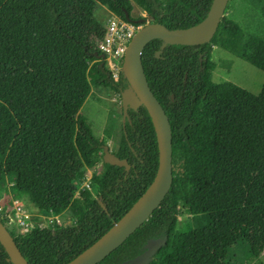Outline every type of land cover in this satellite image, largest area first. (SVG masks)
Here are the masks:
<instances>
[{
	"label": "trees",
	"instance_id": "trees-1",
	"mask_svg": "<svg viewBox=\"0 0 264 264\" xmlns=\"http://www.w3.org/2000/svg\"><path fill=\"white\" fill-rule=\"evenodd\" d=\"M248 1L261 19L251 34L224 16L207 44L168 45L158 58L162 41L145 45L144 75L171 128L172 184L148 220L98 264H122L141 254L148 240L162 238L165 245L149 264H226L248 233V216L264 209L263 203L246 210L264 161V84L255 96L215 83L210 60L217 47L264 72V0ZM211 2L0 0V195L12 178V198L38 215L66 213L72 220L25 235L7 228L28 264L70 262L128 211L157 170L155 133L143 106L127 110L111 152L128 171L103 163L105 141L93 135L85 116H72L92 89L119 97L128 90L121 71L113 81L98 50L105 29L93 15L95 5L112 7L138 26L145 18L130 17L136 7L150 23L174 30L202 21ZM114 128L110 119L108 133ZM99 163L101 171L91 176L96 199L78 186ZM0 264H11L1 245Z\"/></svg>",
	"mask_w": 264,
	"mask_h": 264
},
{
	"label": "water",
	"instance_id": "water-1",
	"mask_svg": "<svg viewBox=\"0 0 264 264\" xmlns=\"http://www.w3.org/2000/svg\"><path fill=\"white\" fill-rule=\"evenodd\" d=\"M229 1L212 0L206 17L198 24L186 29L169 30L158 23L144 24L129 41L121 67L123 77L128 83V90L120 96L122 123L125 121L128 109L135 110L140 106L145 108L151 120L157 143V170L152 182L128 211L118 221L114 222L96 242L67 264L100 263L148 220L168 193L173 179L171 171V128L163 108L147 84L141 63V54L145 45L153 39L162 41L160 50L155 54L156 58L168 45L200 46L209 43L224 17ZM102 161L105 164L123 167L126 171L129 170L127 162L114 156L107 146L103 148ZM165 242L166 238L148 240L141 254L122 264H149L155 253L165 245ZM0 245L11 264H28L1 221Z\"/></svg>",
	"mask_w": 264,
	"mask_h": 264
},
{
	"label": "rangeland",
	"instance_id": "rangeland-1",
	"mask_svg": "<svg viewBox=\"0 0 264 264\" xmlns=\"http://www.w3.org/2000/svg\"><path fill=\"white\" fill-rule=\"evenodd\" d=\"M113 14L115 13L112 7L102 8L95 5L93 10L94 17L100 24L104 25V27L107 21L113 17ZM224 16L233 21L247 34L255 32L258 23L261 21L259 14L251 7L248 0H230L224 12ZM130 17L133 19L145 18V24L150 23L146 18V14L140 12L136 7L133 8ZM140 24H143L142 21L139 22L138 25ZM140 27H142V25ZM132 28L135 31L138 29L135 27ZM210 60L215 65L212 71L213 82H229L255 96L260 93L264 84V72L217 47H212ZM78 115H83L87 118L91 125V131L97 139L105 141L106 146L111 152L115 150L118 141L117 135L119 133V126L122 123L121 99L118 94L105 89H92L91 95L81 109L72 112L73 117L76 118ZM110 119H114V133H108L107 130ZM101 169L102 165L100 163L93 169H88L85 173L86 180L83 182L87 183V180L90 181L93 173L99 172ZM12 185V178H6L4 189L0 195V212L3 214L4 219L2 220L6 224V228L13 230L16 235H19V229L9 222V216L15 200L20 201L23 208L31 217L33 225H38L42 222V228H49L52 226L63 227L71 223V217L66 213L52 219L54 222L49 220V218L46 220V216L38 215L28 207L24 200L12 198L10 194ZM87 185H89V183H87ZM90 187L91 191L89 192L96 197L97 188L92 183H90ZM78 189L80 191L82 186L79 185ZM263 203L264 161L257 172L256 179L247 196L246 210L252 212L249 209ZM261 211H257L255 215L248 216L249 221L245 223L248 233L240 240L238 245L230 250L226 264H257L264 262V209ZM244 216H246V213ZM185 218V216L180 217L179 221ZM10 220H13V217H10ZM242 223V221H239L236 227L239 228Z\"/></svg>",
	"mask_w": 264,
	"mask_h": 264
},
{
	"label": "built area",
	"instance_id": "built-area-1",
	"mask_svg": "<svg viewBox=\"0 0 264 264\" xmlns=\"http://www.w3.org/2000/svg\"><path fill=\"white\" fill-rule=\"evenodd\" d=\"M114 17V18H113ZM113 17H111L104 29V36L102 40L98 44V50L102 54V56L105 59V67L107 71L110 73L111 78L114 82H117L119 79V73L121 71L122 62H123V56L126 50V47L135 34V32L140 29L141 24L138 26H135L129 22L124 21L120 16L113 14ZM143 26V25H142ZM138 28L136 31L132 28ZM86 180V175L81 181L82 189H86L88 191H91L90 181L87 180V183L83 182ZM43 216V215H42ZM10 217H13V220H10ZM49 218V220L53 221L52 219H55L56 217L49 215L46 216V220ZM4 219L3 214L0 212V221ZM9 222L12 223L16 228L19 229V234L25 235L30 230L34 228H42V222L38 225H33L31 222V217L28 215L27 211L23 208L22 204L19 200H15L13 202V209L9 216ZM44 222V221H43ZM54 222V221H53ZM6 226V224L4 223Z\"/></svg>",
	"mask_w": 264,
	"mask_h": 264
},
{
	"label": "flooded vegetation",
	"instance_id": "flooded-vegetation-1",
	"mask_svg": "<svg viewBox=\"0 0 264 264\" xmlns=\"http://www.w3.org/2000/svg\"><path fill=\"white\" fill-rule=\"evenodd\" d=\"M145 24V23H144Z\"/></svg>",
	"mask_w": 264,
	"mask_h": 264
}]
</instances>
